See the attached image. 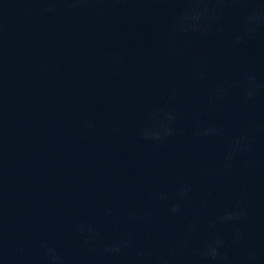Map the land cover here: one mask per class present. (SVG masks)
<instances>
[{"label":"water","instance_id":"water-1","mask_svg":"<svg viewBox=\"0 0 264 264\" xmlns=\"http://www.w3.org/2000/svg\"><path fill=\"white\" fill-rule=\"evenodd\" d=\"M0 264H264V170L115 58L0 0Z\"/></svg>","mask_w":264,"mask_h":264},{"label":"clouds","instance_id":"clouds-1","mask_svg":"<svg viewBox=\"0 0 264 264\" xmlns=\"http://www.w3.org/2000/svg\"><path fill=\"white\" fill-rule=\"evenodd\" d=\"M176 209H173V211H175ZM213 255H215V249H213Z\"/></svg>","mask_w":264,"mask_h":264}]
</instances>
